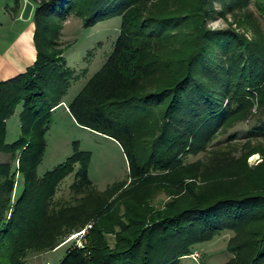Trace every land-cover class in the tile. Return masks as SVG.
Listing matches in <instances>:
<instances>
[{
	"label": "trees",
	"instance_id": "trees-1",
	"mask_svg": "<svg viewBox=\"0 0 264 264\" xmlns=\"http://www.w3.org/2000/svg\"><path fill=\"white\" fill-rule=\"evenodd\" d=\"M29 1L36 59L0 81V154L10 156L0 164V264L55 251L91 220L87 243H73L59 264H180L228 231L226 264H264V34L251 11L264 20V0ZM70 16L86 28L121 20L111 54L67 108L79 126L121 146L129 188L98 192L90 154L76 143L38 176L53 110L78 77L60 43ZM217 19L228 26L213 29ZM245 23L252 39L233 28ZM19 105L20 136L9 143L6 122ZM251 119L238 143L230 130ZM256 154L262 161L249 166ZM72 174L75 199L59 204L54 197ZM154 188L168 196L159 208L149 202Z\"/></svg>",
	"mask_w": 264,
	"mask_h": 264
},
{
	"label": "rangeland",
	"instance_id": "rangeland-1",
	"mask_svg": "<svg viewBox=\"0 0 264 264\" xmlns=\"http://www.w3.org/2000/svg\"><path fill=\"white\" fill-rule=\"evenodd\" d=\"M17 2L21 3L23 7H21V5L18 6ZM26 3L32 4L29 0H0V77L12 69H18L21 65L26 63L30 56L29 54H34V41L32 40V42H29L28 40L27 42L28 33L26 29L34 24V28H32L33 32L35 31V23L33 21L35 6L32 4L33 11L30 18L28 20H23L22 14ZM251 11L254 13V20L257 19L260 29L264 34V20L257 17L256 12L253 10V6L251 7ZM228 19L229 22L232 23L234 17L229 16ZM120 24V18H113L100 22L93 27L86 28L83 26L82 20L75 16L68 17L63 23L62 35L60 36L61 47L64 49L63 57L66 65L74 70L78 76L75 78L74 82H72L67 94L63 97L66 106L70 104L85 83L102 67L111 54L114 43L120 33ZM209 25L213 29H222L228 26L222 19L213 20ZM245 25V27L240 28L233 25V28L239 33L244 34L246 38L252 39L253 34L250 29L251 27L247 23H245ZM25 42L28 44L26 45ZM29 50H31L30 53ZM17 60H20V62ZM21 62H23V64ZM66 106L60 105L53 110L50 126L45 136L46 151L43 161L38 167V176L43 177L46 172L64 163L66 159L73 154V145L76 143L80 150L90 154L88 177L97 188L98 192L102 193L115 188L117 183L120 182H125L128 185V187H126L129 188L133 180L129 176L128 163L121 146L111 138L79 126L73 120ZM22 108V105H19L14 114L6 122V140L9 143L14 142L20 136ZM256 108L257 103L255 102L253 113L256 112ZM255 124V119H251L235 125L230 131L231 133L238 134L236 138V140L239 141L238 143H244L246 140L245 134ZM226 138L227 136H221L217 141L219 142L218 144H224ZM259 141L264 144L263 139H259ZM203 157L204 155H199L197 157L190 156L186 160L187 162H194ZM9 160V155L0 154V164L6 163ZM261 161L262 157L256 154L248 159V164L249 166H256ZM77 168L78 166L76 170ZM74 180V174H72L61 183L54 197L57 203H73L75 197L70 186L73 184ZM20 185L22 184H19L18 188ZM16 188L15 186V189ZM154 191L155 193L149 202L153 207L159 208L161 207L160 204L167 200L168 196L162 189L154 188ZM122 211L123 209H121V212ZM95 223V220L88 221L84 225L82 231L63 238L66 239L62 244L64 246L55 251L43 254H29L25 260V264H59L64 258L67 249L71 247L73 243L78 247H83V245L87 243L85 236L89 234V231ZM85 230L86 232L84 233ZM231 237L232 232L228 231L215 237L210 242L200 246L198 245L195 253L190 257L183 258L180 264H226L232 257L231 253L226 249L227 243ZM109 243L113 246V236L109 235Z\"/></svg>",
	"mask_w": 264,
	"mask_h": 264
},
{
	"label": "crops",
	"instance_id": "crops-1",
	"mask_svg": "<svg viewBox=\"0 0 264 264\" xmlns=\"http://www.w3.org/2000/svg\"><path fill=\"white\" fill-rule=\"evenodd\" d=\"M23 4V3H22ZM19 5H21V3H19ZM21 7H23L22 5H21ZM33 24V23H32ZM34 28V24L33 25H31V27H29V28H27L26 29V32L28 33V37H27V39L29 40V42L31 41L32 42V40H33V35H34V32H33V28ZM29 33H30V35H29ZM24 34V33H23ZM24 35H26V34H24ZM32 35V36H31ZM34 43V42H33ZM32 43V44H33ZM34 45V44H33ZM34 47V49H35V46H33ZM30 58H32V59H30ZM30 58H28V60L26 61V64H24V65H21L18 69L16 68V69H12V70H10V71H8V72H6V74L5 75H3L2 77H0V80H2V81H5V80H10V79H12V78H14L15 76H17V75H19V74H22V73H24L25 71H26V69L28 68V67H30L33 63H34V61H35V59H36V51L34 50V54L31 56L30 55ZM31 60V61H30ZM66 106V104H65V102L64 103H62V105L61 106ZM66 107H68V106H66ZM68 109V108H67Z\"/></svg>",
	"mask_w": 264,
	"mask_h": 264
},
{
	"label": "water",
	"instance_id": "water-1",
	"mask_svg": "<svg viewBox=\"0 0 264 264\" xmlns=\"http://www.w3.org/2000/svg\"><path fill=\"white\" fill-rule=\"evenodd\" d=\"M33 11V6L30 3H26L25 8L23 10L22 19L28 20L30 18V15Z\"/></svg>",
	"mask_w": 264,
	"mask_h": 264
},
{
	"label": "bare ground",
	"instance_id": "bare-ground-1",
	"mask_svg": "<svg viewBox=\"0 0 264 264\" xmlns=\"http://www.w3.org/2000/svg\"><path fill=\"white\" fill-rule=\"evenodd\" d=\"M29 35H30V33H29ZM32 36V35H31ZM25 38V37H24ZM26 39V38H25ZM27 40V42H28V39H26ZM31 42V41H30ZM26 43V42H25ZM28 43H26V45H27ZM19 45H20V43H19ZM25 45V46H26ZM22 46V45H21ZM24 47V46H23ZM23 47H21V48H23ZM26 48V47H25ZM25 48H24V50H25ZM33 48V47H32ZM23 50V49H22ZM28 50V49H27ZM30 51L31 50H29V53H30ZM34 51V50H33ZM22 52V51H21ZM23 53V52H22ZM27 54V53H26ZM29 55H33V54H29ZM26 56V55H25ZM27 57H28V55H27ZM29 58H30V56H29ZM16 59H18V58H16ZM30 59H32V58H30ZM18 62H20V60H17ZM31 61V60H30ZM22 64H23V62H21ZM26 64V63H25ZM24 65V64H23ZM75 239V238H74ZM71 241V240H70ZM67 243V242H66Z\"/></svg>",
	"mask_w": 264,
	"mask_h": 264
},
{
	"label": "built area",
	"instance_id": "built-area-1",
	"mask_svg": "<svg viewBox=\"0 0 264 264\" xmlns=\"http://www.w3.org/2000/svg\"><path fill=\"white\" fill-rule=\"evenodd\" d=\"M86 232V230L84 231V233ZM80 236V235H79Z\"/></svg>",
	"mask_w": 264,
	"mask_h": 264
}]
</instances>
